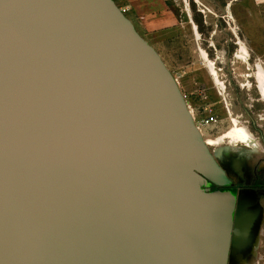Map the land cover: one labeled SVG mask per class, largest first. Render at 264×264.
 <instances>
[{
  "label": "water",
  "instance_id": "water-1",
  "mask_svg": "<svg viewBox=\"0 0 264 264\" xmlns=\"http://www.w3.org/2000/svg\"><path fill=\"white\" fill-rule=\"evenodd\" d=\"M224 179L113 0H0V264H225Z\"/></svg>",
  "mask_w": 264,
  "mask_h": 264
},
{
  "label": "rangeland",
  "instance_id": "rangeland-1",
  "mask_svg": "<svg viewBox=\"0 0 264 264\" xmlns=\"http://www.w3.org/2000/svg\"><path fill=\"white\" fill-rule=\"evenodd\" d=\"M178 1L183 13V28L169 39L162 38L152 48L176 80L179 91L191 113L194 125L201 134V138L204 141L207 139L213 140L230 130L233 118L238 119L242 123L240 117L242 106L239 100L235 101V96L243 93V91L233 80H230L231 86L227 87V94H224L227 102L226 105L220 101L221 97L218 95V88L213 87L211 73L206 61H204L200 52H198V46L203 49L201 43H204V38L200 32V39L199 35L198 37L196 36V29L194 28V31L190 20H193L200 31L208 30V27L211 25L220 26L224 24L223 21L230 23L232 27H234L233 24L244 26L248 40L247 53L250 56H255L256 51H260L259 46L256 45L257 40H259V33H257L259 25L256 26V21L262 25L264 37V5L261 8L262 10L258 12L254 0H247L249 8V22L247 24L241 21L243 19V14L241 13L243 8L240 6L241 4L244 5L246 0H237V2L232 0ZM186 3L189 4V10H186ZM250 25L254 27L252 28ZM213 29H215V26ZM262 52V68L264 70V47ZM233 61L234 63L229 64L228 68L234 77L240 79L244 74L245 63L238 58ZM261 123L264 125V121ZM243 125L245 126V124ZM227 142V139H225L222 143L224 151L223 156L220 158L216 157L215 148L208 146L210 153L215 159H222L226 153L223 160H216L222 172L224 173L225 171L224 183L227 180L235 179V172L232 170L234 163H236V168H239V165L241 167L247 156L251 161V166L254 167L260 157V154H257L258 152L241 144L232 147L228 151L226 150ZM222 195L230 199L228 192L224 191ZM250 264H254V261L251 260Z\"/></svg>",
  "mask_w": 264,
  "mask_h": 264
},
{
  "label": "flooded vegetation",
  "instance_id": "flooded-vegetation-1",
  "mask_svg": "<svg viewBox=\"0 0 264 264\" xmlns=\"http://www.w3.org/2000/svg\"><path fill=\"white\" fill-rule=\"evenodd\" d=\"M223 22L224 24L220 26L214 25L215 29H213L214 26H209L206 31H200L196 27L198 35L201 33L204 38V43H201L203 49L198 46V52L201 54V51H204L208 60L213 61L217 79L219 83L223 84V89L218 87L209 71L208 73L211 76L213 87L218 88L221 102L225 105L227 103L224 94H227V87L231 86L230 80H233L243 91V93L235 96V101L239 100L242 106V113L240 115L242 123L247 126L250 133L258 141V148L256 150L249 148L258 152L257 154H260V157L254 167L251 166V161L247 156L241 167L239 165V168H236V163H234L232 170L235 172V179L227 180L223 185L211 184L209 190H217L221 194L225 191L230 194V199H227V215L231 230L238 224L235 232H239L240 236L233 241L230 236L227 245L226 264H250L251 260L254 261V264H263L264 125L261 122L264 121V98L259 92L255 77L257 65L262 68V44H256L259 46L260 51H256L255 56L248 54L247 60L244 62L243 76L240 79L234 77L228 68L229 64L234 63L233 60L236 59V54L240 50V44H243L247 49L248 40L244 26L233 24L234 27H232L230 23ZM235 95L237 94L235 93ZM225 154L224 157L226 156ZM224 157L215 160H223Z\"/></svg>",
  "mask_w": 264,
  "mask_h": 264
},
{
  "label": "crops",
  "instance_id": "crops-1",
  "mask_svg": "<svg viewBox=\"0 0 264 264\" xmlns=\"http://www.w3.org/2000/svg\"><path fill=\"white\" fill-rule=\"evenodd\" d=\"M115 5L120 8H126L125 17L132 23L135 31L151 46L154 47L162 38H171L180 32L183 28V13L178 0H113ZM185 1V0H184ZM237 2V0H232ZM198 2V1H197ZM256 10L261 11L264 0H254ZM242 6V22H249V8L247 0ZM189 4L186 3V10ZM242 14H240L242 16ZM192 28L196 27L193 20ZM195 25V26H194ZM259 25V40L257 43L262 44L261 52L264 47L263 27ZM250 27H254L250 25ZM258 28V27H257ZM195 31V29H194ZM260 49V48H259ZM263 57V52H262Z\"/></svg>",
  "mask_w": 264,
  "mask_h": 264
},
{
  "label": "bare ground",
  "instance_id": "bare-ground-1",
  "mask_svg": "<svg viewBox=\"0 0 264 264\" xmlns=\"http://www.w3.org/2000/svg\"><path fill=\"white\" fill-rule=\"evenodd\" d=\"M194 28L196 29V27ZM195 33H196V36L198 37L197 31H195ZM201 56L206 61L207 67L210 70L213 80L217 83L220 89H223V84L219 83V80L217 79V74L214 70V65L212 63L213 61L211 62L208 60L204 51H201ZM247 57H248V53H247L246 47L243 44H240V50L237 52L236 58L245 62L247 60L246 59ZM256 68H257V72H256V76L255 75L254 76L257 79L259 92L261 93V96L264 98V70H262V68L259 65H257ZM225 139H227L228 141L227 147H226V150L228 151L232 147L239 145V144L250 147L254 150L258 148V143H257L258 141L250 133L248 128L244 126L242 123H240V121H238V119L236 118L232 119V127L230 128V130L225 132L222 136L217 137L216 139H213V140L207 139L205 142L207 146L215 148V151H214L215 155L216 157L218 156L220 158L223 156L224 148L222 147V143L224 142Z\"/></svg>",
  "mask_w": 264,
  "mask_h": 264
},
{
  "label": "built area",
  "instance_id": "built-area-1",
  "mask_svg": "<svg viewBox=\"0 0 264 264\" xmlns=\"http://www.w3.org/2000/svg\"><path fill=\"white\" fill-rule=\"evenodd\" d=\"M119 10H120L123 14H125L127 9H126V8H120Z\"/></svg>",
  "mask_w": 264,
  "mask_h": 264
}]
</instances>
